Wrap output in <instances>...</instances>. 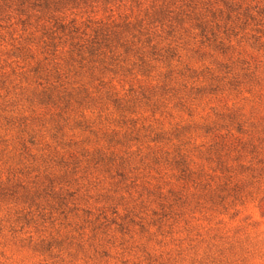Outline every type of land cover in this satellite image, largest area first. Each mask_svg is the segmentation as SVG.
Masks as SVG:
<instances>
[{
    "label": "rangeland",
    "instance_id": "374dc122",
    "mask_svg": "<svg viewBox=\"0 0 264 264\" xmlns=\"http://www.w3.org/2000/svg\"><path fill=\"white\" fill-rule=\"evenodd\" d=\"M242 22L229 49L178 43L158 109L117 108L116 82L92 105L30 100L37 39L0 31V264H264V50Z\"/></svg>",
    "mask_w": 264,
    "mask_h": 264
},
{
    "label": "trees",
    "instance_id": "16d2710c",
    "mask_svg": "<svg viewBox=\"0 0 264 264\" xmlns=\"http://www.w3.org/2000/svg\"><path fill=\"white\" fill-rule=\"evenodd\" d=\"M260 1L0 0V31H15L20 26L22 34L37 39L33 45L36 56L30 47H22L24 59L35 60V65L19 73L36 84L34 91L22 92L30 100L64 108L92 105L102 94L117 97L119 92H113L116 82L120 92H125L122 98L113 99L117 108L136 103L140 95L154 100L158 109L161 96L178 94L169 88L172 64L180 59L178 43L194 40L200 46L229 49L231 33L247 20V43L264 50V4L260 6ZM99 12L111 14L97 19ZM255 68L251 70L247 62L249 84L254 82ZM208 80L210 87L219 82L212 75ZM10 83L0 73V88Z\"/></svg>",
    "mask_w": 264,
    "mask_h": 264
}]
</instances>
